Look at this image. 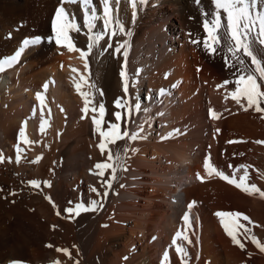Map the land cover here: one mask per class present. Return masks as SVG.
Segmentation results:
<instances>
[{"label":"bare ground","instance_id":"bare-ground-1","mask_svg":"<svg viewBox=\"0 0 264 264\" xmlns=\"http://www.w3.org/2000/svg\"><path fill=\"white\" fill-rule=\"evenodd\" d=\"M93 3L102 16L101 0ZM61 6L81 29L69 32L71 40L86 50L94 33H88L82 3L0 0V61L24 49L16 64L0 72V153L10 158L0 163V264H264V252L243 234L238 237L244 244L240 248L216 215L248 216L252 224L242 218L240 223L264 244V198L205 168L210 162L239 182L246 167L247 185L264 191V113L236 104L229 94L234 84L217 89L233 79L223 53L210 56L187 35L206 37L202 13L212 9L211 0L137 3L134 24L130 0H121L113 16L130 34L106 33L88 56V68L79 52L55 42L53 24ZM95 23L98 32L102 20ZM37 37L40 44L24 47V40ZM124 41L126 67L122 55L106 48L107 43L115 48ZM100 50L103 55L96 59ZM122 70L128 74L127 94ZM81 75L94 88L83 85ZM76 83L81 91L94 93L95 103L104 104L105 129L117 123L116 111H126L115 108L120 99L132 108L127 123L123 118L119 122L121 132L139 133L136 141L125 137L109 146L114 154L124 147L128 151L126 170L117 167L106 197L102 181L111 173L102 178L94 165L105 161L107 153L101 155L97 147L100 137L92 114L81 118L83 98ZM161 89L167 94L160 96ZM37 93L44 96L43 105ZM136 102L141 103L139 111ZM211 111L219 119H212ZM21 130L32 143L19 140ZM17 144L22 149L19 163ZM37 158L38 163L31 162ZM32 180L40 181V187H32ZM94 199L102 200L97 211L72 217L64 211ZM177 246L187 255L178 253ZM57 249H68L71 258Z\"/></svg>","mask_w":264,"mask_h":264},{"label":"snow or ice","instance_id":"snow-or-ice-1","mask_svg":"<svg viewBox=\"0 0 264 264\" xmlns=\"http://www.w3.org/2000/svg\"><path fill=\"white\" fill-rule=\"evenodd\" d=\"M65 3H82L84 5V13L88 16L86 26L88 33H94L89 35V41L87 43L86 50L76 48L74 42L69 36L70 31L79 32L80 27L68 19L69 13L64 7H59L55 13V21L53 24V30L55 32V42L57 45L67 48L69 52L77 51L80 57L85 60V68H88L87 58L92 53L93 49L97 47L99 42L105 38L107 33L111 37H116L117 31L120 35H129L125 23L119 18L114 19L113 12H119L121 0H101L102 16L97 13V6L94 5L93 0H64ZM128 2V0H126ZM132 7V23H135L137 18V3L141 6H146L148 0H130ZM199 4L200 0H196ZM213 5L210 11L205 10L202 15L205 17L202 27L206 33V37L201 40L193 36L191 32L187 33L190 38V42L195 45H200L202 50L210 55H219L223 53L225 68L231 70L232 80H224L221 84L217 85V89L224 88L227 90V86L231 83L235 85V89L229 94L231 99L244 108L245 111L248 108H254L258 113H264V91L261 90V85H264V0H211ZM223 13V18H222ZM102 20L101 30L94 32L96 29V21ZM41 40L39 37L32 40H24V47L29 45H38ZM106 48H112L113 54L119 56L122 55L125 61L128 57V44L126 41L121 42L118 46L113 48L111 43L106 44ZM24 51L21 48L11 57L5 58L0 61V72L5 70V67H10L16 64ZM103 55V50L98 51L96 59H99ZM245 58H248L246 60ZM250 61V62H249ZM76 71V69H73ZM120 76L123 78V91L128 93L129 80L126 71H121ZM83 85L94 88V85L89 84L88 79L83 75L80 77ZM77 92L83 98V108L81 109L83 115L82 119L88 118L91 113V121L95 126V132L99 134L100 141L97 145L101 155L107 153L106 160L103 162H97L94 168L97 170L96 174L100 177H105V174L110 171L108 179L103 180L102 183L105 187L103 196L108 195V189H111L112 182L117 179L116 171L117 167L121 170H126L124 167V158L127 155L128 148L124 147L120 150H116L115 154L110 145H115L117 141L127 137L131 141H136L139 137V133H133L129 136L127 130L121 132L120 121L124 119L127 123V117L131 115L132 108L122 104L120 99L114 102L116 109H126L125 112L116 111L114 118L117 123H110L105 129V106L103 103L94 102V93L89 91H81V83L75 85ZM43 88L46 90L48 84H44ZM166 90L161 89L159 95H166ZM100 95H103L101 92ZM36 99L43 105L44 96L41 93L36 94ZM146 100L150 97H145ZM244 101L245 103H242ZM134 109L139 111L141 109V103L136 102ZM212 119H219V116L215 111L210 113ZM25 125L27 121L24 122ZM143 131V126H139ZM178 131V130H177ZM217 131H219L217 129ZM19 140L25 144H30L32 141L28 140L23 130L19 132ZM261 143V142H258ZM22 149L19 144L16 146V162L20 161V154ZM10 162V158H6L3 153H0V163ZM32 163H38L39 158ZM205 168L209 174H215L221 179L227 181L229 184H234L237 188L242 189L249 195L259 194L261 198H264V191H260L255 185H247V168L245 167V174L238 182L235 178H230L223 172L217 171L213 168L210 162H206ZM198 178H200L198 176ZM202 180V178H200ZM32 187L39 188L41 182L32 180L28 182ZM46 186L50 187V182H44ZM92 192L96 193L97 197L101 196V193L93 187ZM10 195H16L15 192L9 193ZM50 200V198H49ZM51 202V201H50ZM195 202L188 205L191 209ZM55 206V205H53ZM102 207V200L94 199L88 202V204L77 203L73 207H67L64 211L68 217L79 216L81 212L97 211ZM60 215V212H57ZM216 215L221 218V223L226 231L227 235L231 237L232 241L240 248H244V244L238 238L241 234L245 239H251L256 244L257 248L261 252H264V244H261L254 235H251V229L240 223L241 218L247 221L249 224L253 222L246 215L239 212H217ZM188 215L183 216V220L187 222ZM55 227V226H54ZM241 230L242 233H241ZM180 234L177 233V236ZM184 240H188L187 236L183 237ZM191 243V241H188ZM175 244L176 241L174 240ZM51 247V245H48ZM59 252H63L66 256L71 258V253L68 249H57ZM176 251L182 256H186V252L182 247L177 246ZM18 264V262H17ZM59 264V262H55ZM78 264V261L75 262Z\"/></svg>","mask_w":264,"mask_h":264},{"label":"rangeland","instance_id":"rangeland-1","mask_svg":"<svg viewBox=\"0 0 264 264\" xmlns=\"http://www.w3.org/2000/svg\"><path fill=\"white\" fill-rule=\"evenodd\" d=\"M146 97V95H144Z\"/></svg>","mask_w":264,"mask_h":264}]
</instances>
